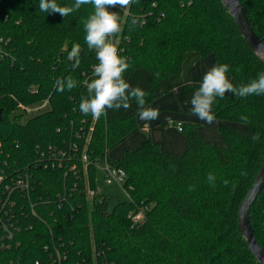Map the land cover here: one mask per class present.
<instances>
[{
	"label": "trees",
	"instance_id": "1",
	"mask_svg": "<svg viewBox=\"0 0 264 264\" xmlns=\"http://www.w3.org/2000/svg\"><path fill=\"white\" fill-rule=\"evenodd\" d=\"M39 2L0 0V170H33L34 200L42 195L59 202L58 193L77 186L62 207L51 204L54 214L43 211L46 221L36 219L34 228L22 232V244L9 251L17 264L48 262L44 246L51 241L50 229L70 251L65 264L92 260L94 247L103 249L102 259L109 264H262L239 229L238 211L264 159V95L238 98L226 92L223 99H215L212 112L224 121V145L207 140L195 123L184 122L187 148L182 154L166 152L149 138L121 157L110 158L108 152L141 124L134 101L127 110L106 109L99 120L79 111L81 98L87 97L86 81L98 63L95 50L85 43L83 23L94 8L82 5L64 18L41 12ZM56 2L71 6L75 0ZM241 2L264 41V0ZM110 10L119 11V6ZM119 14L122 30L114 41L130 65L124 78L146 92V106L173 89L171 77L181 74L189 51L228 64L226 75L234 86L246 85L264 72V60L247 43L222 0H136ZM133 17L138 20L135 26L130 25ZM74 43L81 45V63L75 70L68 59ZM68 76L77 87L57 92L56 79ZM199 85L184 87L187 99ZM45 100L47 109L21 120L24 106ZM241 116L248 118L245 131L229 123L242 122ZM257 133L259 140L253 142ZM50 145L72 151L73 160L46 166L39 157ZM102 156L127 172L129 197L112 207L107 193L89 200L85 191L84 170L96 187ZM66 170L76 171L65 175ZM142 207L144 219L135 223L129 213ZM250 219L264 247V189L251 207Z\"/></svg>",
	"mask_w": 264,
	"mask_h": 264
},
{
	"label": "clouds",
	"instance_id": "2",
	"mask_svg": "<svg viewBox=\"0 0 264 264\" xmlns=\"http://www.w3.org/2000/svg\"><path fill=\"white\" fill-rule=\"evenodd\" d=\"M136 0H75L71 6H60L56 0H40L39 9L47 14H60L69 16L81 8L82 5H92L94 11L83 21L86 32L85 43L89 50H95L98 63L93 68V76L90 82H86L87 97H82L79 103V111L84 115H91L99 120L106 115V109L118 111L121 108L127 110L134 101L139 119L151 121L158 119V108L146 106V92L139 86L133 87L124 78L130 65L126 57L118 54L124 50H118L114 37L121 32L122 24L120 11L127 9ZM119 6V11L110 9ZM137 18L130 20V25H137ZM81 45L74 43L68 53V59L74 61L73 70L78 68ZM230 70L228 64H217L203 76L202 82L195 90L191 98V114L196 115L207 124H218L219 120L212 112V106L217 97L223 99L226 92L233 93L238 98H246L250 95H264V72L258 74L246 85L234 86L226 75ZM191 83V81H187ZM77 87V81L72 76L57 78L55 88L57 92L71 91ZM170 119V117H166ZM243 123L248 122L246 116H241ZM253 142L259 140V134L251 137ZM209 182L215 181V177L209 173ZM225 185L228 181H224Z\"/></svg>",
	"mask_w": 264,
	"mask_h": 264
},
{
	"label": "built area",
	"instance_id": "3",
	"mask_svg": "<svg viewBox=\"0 0 264 264\" xmlns=\"http://www.w3.org/2000/svg\"><path fill=\"white\" fill-rule=\"evenodd\" d=\"M115 43L118 47V42L115 41ZM37 107L24 106L26 111H31L32 108ZM179 127L182 128L181 123ZM74 147L77 148L76 145ZM73 156L74 154L70 150L59 149L57 146L50 145L47 151H41L39 161H43L46 166L49 164L56 165V163L61 165L64 160H73ZM87 159V154L83 153L82 160L86 162ZM70 166V168H74L75 164ZM103 170L106 183L115 181L122 184L127 190L125 186L127 172L124 168L113 165L106 159ZM70 171L75 172L76 170H66L65 175H68ZM84 179L86 182L85 191L88 199L91 200L101 192L98 190L97 185L96 187L91 186L88 170H84ZM76 186L77 183L70 190L66 188L63 193H58V199L61 200L59 202L53 201L51 197L43 198L42 195L39 196V199L34 200L35 175L33 170H28V168L0 170V264H17L16 258L9 254V251L22 244V232L34 228L36 219L41 222L46 221L43 211H49L50 215L54 214L55 210L50 208L51 204L58 203L57 206L62 207L63 204L61 205V203H64L63 201L67 200V197L73 195ZM71 206L75 210L74 205ZM144 213L145 207H142L138 211H131L129 215L135 223H139L144 219ZM55 236L54 230L50 229L51 241L44 246L45 251L50 254L46 264H65L69 260L70 251L65 248L66 243L57 240ZM103 253V249L94 247L92 260L83 258L82 261H78L76 264H109L102 259ZM35 264L45 263L41 259H37Z\"/></svg>",
	"mask_w": 264,
	"mask_h": 264
},
{
	"label": "rangeland",
	"instance_id": "4",
	"mask_svg": "<svg viewBox=\"0 0 264 264\" xmlns=\"http://www.w3.org/2000/svg\"><path fill=\"white\" fill-rule=\"evenodd\" d=\"M211 62H212V67L217 65L213 56L210 55ZM199 66V65H198ZM212 67L207 68L204 72L206 74L207 71H209ZM205 68V67H204ZM191 71L196 74V75H201L202 67H197L195 65L194 67L191 68ZM183 78V74L180 75V79ZM230 80V79H229ZM202 81L195 82L200 84ZM231 82V80H230ZM232 83V82H231ZM231 93V92H227ZM175 101L172 103L169 107L161 108L159 109L160 115L158 119L156 120H151V121H142L139 119L138 113L136 116L137 121L140 124H147L148 128H150V132L140 129V131L135 132L132 136V139L130 140H124L123 142L119 143L117 146L112 148L108 152V156L113 159H117L121 157L125 151L128 149V147H131V140H133L136 136H141V137H151L155 141H160L162 140L165 144H172L175 142V140H178L181 136L184 139V145L182 142L183 150L180 154H182L186 148H187V142H186V137L182 130L178 127H176L174 130L172 129L173 126V121L178 122L180 121L181 123L184 122H193L196 124L197 130L209 141L224 145L225 140L223 137V134L220 130V125L224 122L221 119L219 120V123H213L212 125L207 124L205 121L200 120L196 115L191 114V108L192 105L190 103L191 100L187 99L186 94L176 96L174 95ZM151 103H149L147 106H151ZM49 106H47V102L43 101L38 104L37 108H32L31 111H26L24 113V116L21 120L25 121L27 118L30 116L35 115L36 113L47 109ZM152 107V106H151ZM40 108V109H38ZM166 117H170V119H166ZM229 123L235 127L236 129L240 131H245L246 130V124L243 122H238V121H229ZM154 131V137L151 133V131ZM143 139V138H142ZM163 142L160 143L163 146ZM140 145V144H139ZM106 163V157L102 156L97 162V170H96V182H97V188L100 192L107 193L110 198H111V207L116 205L120 200H125L129 197L127 190L124 188V186L118 182H112V183H106L104 179V166Z\"/></svg>",
	"mask_w": 264,
	"mask_h": 264
},
{
	"label": "water",
	"instance_id": "5",
	"mask_svg": "<svg viewBox=\"0 0 264 264\" xmlns=\"http://www.w3.org/2000/svg\"><path fill=\"white\" fill-rule=\"evenodd\" d=\"M228 6L231 15L233 16L240 32L245 37L247 43L257 53V55L264 60V41L255 31L248 14L241 2V0H222ZM1 118V110H0ZM264 189V159L257 175L247 191L245 197L241 201L238 211V225L240 231L243 233L250 249L256 256L257 260L264 264V247L260 244L255 235L254 228L250 219V210L255 200Z\"/></svg>",
	"mask_w": 264,
	"mask_h": 264
},
{
	"label": "crops",
	"instance_id": "6",
	"mask_svg": "<svg viewBox=\"0 0 264 264\" xmlns=\"http://www.w3.org/2000/svg\"><path fill=\"white\" fill-rule=\"evenodd\" d=\"M209 57H211V56L210 55H206V56L202 55L198 51H189L188 54H187V57L185 58V60L183 62V70H182V72L180 74V75L183 74V78L180 79V75H173L171 77V81H172V84H173V89L171 91H169L168 93H165L164 95H162L159 98L155 99L153 101V103L151 104V106L153 108H158V109H161V108L163 109L165 107H169L175 101L174 95H176V96L184 95V93H185L184 87L186 85H190V84H194L195 82L202 81L203 76L205 75L204 72L206 70V67L210 68L213 65L211 60H210L211 58H209ZM195 65H197V67H200V69L202 67V71H201L202 74L200 76L194 74L191 71V68L194 67ZM187 81H191V83H187ZM173 122H174L173 123L174 127L172 129L174 130L176 127H178V129H179L180 128L179 124L181 122L180 121H178V122L173 121ZM140 129H143V130H146V131L150 132V128H148V125L145 124V123L141 124ZM140 129L137 130V131H140ZM153 132L154 131L152 130L151 133H152V135L154 137V133ZM132 135L129 136L126 140L132 139V137H133ZM185 137H186V135H185ZM149 138H151V137H148V139ZM146 140H147L146 136L145 137H141L140 135L136 136L133 140H131L132 141L131 142L132 146L128 147V148H130V149L136 148V147L140 146L141 144H143ZM155 140H153V141H155ZM155 142H158L160 147L164 151L169 152V153H173V154H180L182 152V150H183L182 149L183 148L182 142H183V145H184V139H183L182 136L178 140H175V142L172 143V144H165L162 140L160 141V139H159V141H155ZM162 142H163V146H161L162 144H160ZM186 142H187V138H186Z\"/></svg>",
	"mask_w": 264,
	"mask_h": 264
}]
</instances>
